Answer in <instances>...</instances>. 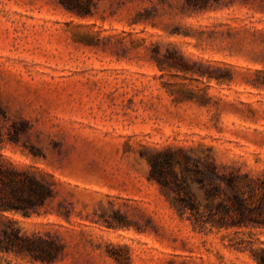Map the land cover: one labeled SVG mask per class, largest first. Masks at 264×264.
<instances>
[{
    "label": "rangeland",
    "instance_id": "1",
    "mask_svg": "<svg viewBox=\"0 0 264 264\" xmlns=\"http://www.w3.org/2000/svg\"><path fill=\"white\" fill-rule=\"evenodd\" d=\"M181 1L94 0L80 16L56 0H0V163L53 190L45 213L0 215V235L11 220L54 237L52 264H256L228 244L264 246V227H194L148 158L179 160L201 213L185 169L212 159L264 174V0ZM8 262L41 264L0 253Z\"/></svg>",
    "mask_w": 264,
    "mask_h": 264
},
{
    "label": "trees",
    "instance_id": "2",
    "mask_svg": "<svg viewBox=\"0 0 264 264\" xmlns=\"http://www.w3.org/2000/svg\"><path fill=\"white\" fill-rule=\"evenodd\" d=\"M56 1L66 10L85 16L91 13L90 5L94 0ZM220 2L221 0H182L181 5L182 8L202 10ZM154 60L159 69H164L158 56H154ZM167 65L169 68L176 67L172 62ZM179 65L185 71H190L185 68L184 62ZM148 162L149 179L159 185L167 198L168 194H175L171 200L168 198L171 207L179 216L188 213L187 218L194 227L202 230L207 226L209 230L264 227V174L254 178L234 169L221 170L212 159L205 166L197 163L191 170L185 169L186 172L193 173V181L204 190L207 203L201 213L193 203V195L188 191L185 180H178L173 171L172 164L178 163V159L168 151L149 157ZM52 194L51 186L33 173L0 163V215L19 213L30 217L40 211L45 213ZM7 224L1 230L0 253L29 258L32 262L41 264H52L61 257L62 245L54 237L28 235L22 233L13 221L7 220ZM233 241L229 240L228 247L246 251L256 264H264V246L256 247V240L252 236H248L247 240L237 238L235 243Z\"/></svg>",
    "mask_w": 264,
    "mask_h": 264
}]
</instances>
